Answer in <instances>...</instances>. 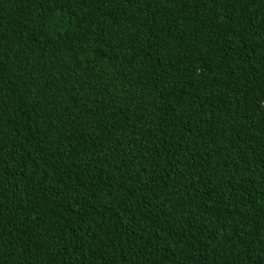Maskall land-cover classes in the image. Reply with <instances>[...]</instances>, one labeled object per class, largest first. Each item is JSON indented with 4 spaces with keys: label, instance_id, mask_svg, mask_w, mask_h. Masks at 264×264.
I'll use <instances>...</instances> for the list:
<instances>
[{
    "label": "trees",
    "instance_id": "16d2710c",
    "mask_svg": "<svg viewBox=\"0 0 264 264\" xmlns=\"http://www.w3.org/2000/svg\"><path fill=\"white\" fill-rule=\"evenodd\" d=\"M0 264H264V0H0Z\"/></svg>",
    "mask_w": 264,
    "mask_h": 264
}]
</instances>
